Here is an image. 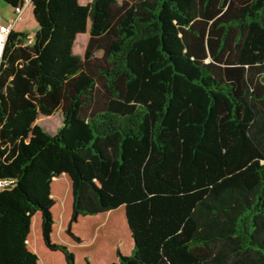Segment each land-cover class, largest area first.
Here are the masks:
<instances>
[{"label":"trees","instance_id":"trees-1","mask_svg":"<svg viewBox=\"0 0 264 264\" xmlns=\"http://www.w3.org/2000/svg\"><path fill=\"white\" fill-rule=\"evenodd\" d=\"M30 6L0 59V264H264V0Z\"/></svg>","mask_w":264,"mask_h":264},{"label":"rangeland","instance_id":"rangeland-1","mask_svg":"<svg viewBox=\"0 0 264 264\" xmlns=\"http://www.w3.org/2000/svg\"><path fill=\"white\" fill-rule=\"evenodd\" d=\"M87 1L89 0H79L80 3H85ZM14 16V10L12 6L4 0H0V23H4ZM36 27L37 25L32 16V9L29 3L25 5L20 11L14 29L24 30L31 36ZM87 36V33H80L77 35L72 48L73 52L78 53L79 55L83 54ZM99 53L100 52H97V54ZM36 122L40 124L42 128L48 133H52L61 124L60 113L59 111H54L51 115L48 116L39 114Z\"/></svg>","mask_w":264,"mask_h":264},{"label":"built area","instance_id":"built-area-1","mask_svg":"<svg viewBox=\"0 0 264 264\" xmlns=\"http://www.w3.org/2000/svg\"><path fill=\"white\" fill-rule=\"evenodd\" d=\"M29 3H30V0H25L24 6L29 4ZM22 9L17 10L14 13L15 16L13 18H10L9 20H7L4 23H0V59H1V56L3 53V49H4V45H5V41L7 39V36L9 34L10 30L15 28L16 21L19 17V13ZM10 182H11L10 179L0 178V190L2 188L6 187Z\"/></svg>","mask_w":264,"mask_h":264},{"label":"crops","instance_id":"crops-1","mask_svg":"<svg viewBox=\"0 0 264 264\" xmlns=\"http://www.w3.org/2000/svg\"><path fill=\"white\" fill-rule=\"evenodd\" d=\"M15 30H18V29H15Z\"/></svg>","mask_w":264,"mask_h":264}]
</instances>
